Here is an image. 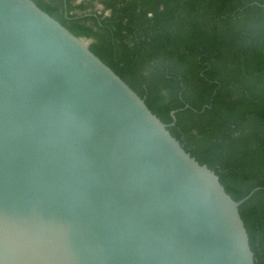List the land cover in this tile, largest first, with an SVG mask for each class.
I'll return each mask as SVG.
<instances>
[{
  "label": "water",
  "instance_id": "obj_1",
  "mask_svg": "<svg viewBox=\"0 0 264 264\" xmlns=\"http://www.w3.org/2000/svg\"><path fill=\"white\" fill-rule=\"evenodd\" d=\"M91 40L0 0V264H255L258 186L233 198Z\"/></svg>",
  "mask_w": 264,
  "mask_h": 264
},
{
  "label": "trees",
  "instance_id": "obj_2",
  "mask_svg": "<svg viewBox=\"0 0 264 264\" xmlns=\"http://www.w3.org/2000/svg\"><path fill=\"white\" fill-rule=\"evenodd\" d=\"M34 1L92 37L90 49L233 198L258 186L239 211L264 264L263 0Z\"/></svg>",
  "mask_w": 264,
  "mask_h": 264
},
{
  "label": "rangeland",
  "instance_id": "obj_3",
  "mask_svg": "<svg viewBox=\"0 0 264 264\" xmlns=\"http://www.w3.org/2000/svg\"><path fill=\"white\" fill-rule=\"evenodd\" d=\"M95 8H98V4H96Z\"/></svg>",
  "mask_w": 264,
  "mask_h": 264
}]
</instances>
